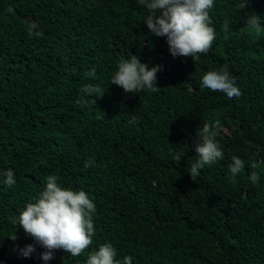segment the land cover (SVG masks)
<instances>
[{"label": "trees", "instance_id": "trees-1", "mask_svg": "<svg viewBox=\"0 0 264 264\" xmlns=\"http://www.w3.org/2000/svg\"><path fill=\"white\" fill-rule=\"evenodd\" d=\"M208 11L212 46L173 58L144 24L142 0H0V264H87L104 244L131 264H264V0H213ZM253 14L261 26L249 29ZM130 55L163 66L156 92L111 84ZM223 65L239 98L202 88ZM88 84L101 96L88 97ZM205 123L222 159L193 181L187 169ZM233 157L244 162L234 179ZM51 175L94 203V234L79 256L55 249L45 262L18 220ZM30 244L36 251L24 258Z\"/></svg>", "mask_w": 264, "mask_h": 264}, {"label": "clouds", "instance_id": "clouds-1", "mask_svg": "<svg viewBox=\"0 0 264 264\" xmlns=\"http://www.w3.org/2000/svg\"><path fill=\"white\" fill-rule=\"evenodd\" d=\"M142 2L146 3L150 11L144 24L152 36L166 38L173 58H192L198 53H206L212 46L216 37L214 28L209 26L208 10L213 7V0H142ZM238 7L244 10L247 4L240 3ZM245 25L249 29H255L261 26V21L253 14L246 19ZM223 30L226 33L230 31L227 22L223 25ZM34 34L42 35L40 32ZM29 35H33L31 29ZM162 70V65L149 69L148 64L140 63L139 57L130 55V58L120 61L111 84L121 87L125 94H134L145 88L156 92L159 88L157 73ZM87 75L94 76L95 70L93 69ZM201 84L202 88L222 92L229 99L239 98L242 95L231 79L227 65L221 66L219 71H209L204 74ZM82 91L88 97L101 96L98 85L88 84ZM135 119L133 117L130 123H134ZM216 135V128L208 123L198 128L194 141L197 155L187 169L193 181L200 175L201 169L222 159V151L216 142ZM177 159L180 161L181 158L177 156ZM233 161L229 169L234 179L243 171L244 162L236 157H233ZM92 163L94 161L91 160L85 162V167L91 166ZM251 166L255 169L257 162L253 161ZM3 175L8 187L16 183L12 169H8ZM249 179L255 184L259 180V175L253 171ZM94 212L95 205L83 190L73 191L63 188L58 183V177L51 175L46 178L44 191L36 202L27 204L25 210L20 213L18 225L45 249L40 254L43 261L53 259L52 250L55 249H63L72 257H77L92 243ZM8 239L15 241L17 236L15 234ZM19 251L21 256L28 258L36 249L30 244ZM116 255L117 251L111 244H104L94 254L89 255L87 264H131L132 257L126 256L121 261L114 259Z\"/></svg>", "mask_w": 264, "mask_h": 264}]
</instances>
